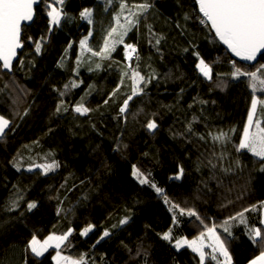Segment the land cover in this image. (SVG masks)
<instances>
[{
  "label": "trees",
  "instance_id": "16d2710c",
  "mask_svg": "<svg viewBox=\"0 0 264 264\" xmlns=\"http://www.w3.org/2000/svg\"><path fill=\"white\" fill-rule=\"evenodd\" d=\"M48 2L22 28L12 70L0 66V116L10 122L0 136V264H53L57 249L35 257L26 251L28 241L69 229L59 251L83 256L86 264H200L190 248L174 244L210 227L226 241L231 264L260 254L248 229H264V161L236 146L253 95L260 101L264 93H253L248 77L232 73L255 72L264 54L253 65L232 60L200 23L194 0H64L54 5L63 18L51 31ZM143 3L151 7L139 13L133 5ZM84 8L92 9L91 24L80 18ZM117 18L132 21L123 43L107 58L93 56ZM85 38L91 51L80 47ZM125 45L136 49L130 64ZM197 54L211 79L196 68ZM133 70L144 77L142 91L121 113ZM81 103L90 109L83 115L74 111ZM254 120L264 127V104H257ZM149 121L157 125L152 131ZM221 132L228 138L213 140ZM53 161L58 166L47 173L37 167ZM133 165L149 183L133 177ZM32 202L37 206L29 211ZM172 204L178 207L169 211ZM88 225L92 230L82 236ZM169 229L172 240L161 239ZM104 231L109 236L101 239Z\"/></svg>",
  "mask_w": 264,
  "mask_h": 264
},
{
  "label": "snow or ice",
  "instance_id": "6c2138e0",
  "mask_svg": "<svg viewBox=\"0 0 264 264\" xmlns=\"http://www.w3.org/2000/svg\"><path fill=\"white\" fill-rule=\"evenodd\" d=\"M41 2V0H0V65L3 69L9 71L12 70V62L16 57L17 49L22 47L21 42V31L23 27V22H30L34 20L35 16V7ZM64 0H50L47 3V17L48 24L50 26L49 30L51 31L52 26H59L63 17V12L61 8H58L54 5H62ZM194 4L198 6L200 14V23L201 24H210L211 30L215 32L216 37L219 41L227 46V49L231 53L239 57L244 61H253L257 57L258 52L264 50V0H194ZM121 9L125 8L124 4L120 5ZM139 13L147 11L151 7L148 3H143L139 5H133ZM92 9L84 8L80 12V18L87 20L88 23H92ZM136 15V13H132ZM185 19H188L185 16ZM132 24L131 20L126 19L125 24H120L119 19L117 18L118 27H113L107 34L104 40V46L100 49L99 52L92 51L93 56H101L107 58L108 55L115 49V45L118 43H123L124 36L130 30V25ZM91 35V33H89ZM118 37V39L116 38ZM159 43V40H157ZM80 47L82 50L91 51L87 46V38L80 41ZM41 44L36 43V52L39 53ZM130 50V52H129ZM136 49L132 45H125V56L131 59V53H135ZM199 59V56L197 54ZM99 67V65H97ZM196 68L200 73L206 78L211 79V68L208 64L205 63L203 59H199V63L196 64ZM248 77L249 87L252 89L253 93L259 89L264 93V65H260L255 72L252 71H241L240 68H236L232 73V78L237 79L239 77ZM133 87L132 95L124 101V105L120 108L121 113H125L128 101L132 99V96L136 95L139 91H142L138 87V84L144 80V77L140 73L133 70L132 72ZM67 87V85H66ZM72 87H77L73 82ZM108 101H105L107 103ZM264 104V100H257V97L253 95L252 98V107L248 113V123L245 125L243 130V135L239 140V144L236 146V150L239 152L241 150H247L254 157H259L260 160L264 161V127H261L260 121H254L253 115L256 111L257 104ZM57 111H60L59 106ZM76 113L81 115L90 111L82 103L77 104L74 108ZM9 121L3 116H0V136L5 134V129L9 127ZM255 124V130L253 125ZM157 125L149 121L147 123V128L149 131L154 130ZM216 141H224L227 139V134L221 132L217 136L212 137ZM58 165L53 161L51 164H45L42 167L45 173L52 171ZM19 170V169H18ZM180 173H183V169H180ZM132 175L134 178L138 179L141 184H147L149 181L143 176V174L133 165ZM176 179H180L178 174ZM151 187L156 189L158 194L162 193V190L158 188L155 184H151ZM165 203H169L168 198L165 196ZM15 202H13V207ZM37 205L32 202L28 204V210L31 211ZM178 206L172 204V207L169 211L176 209ZM255 210V208H253ZM187 211V214L190 216H195V211L188 209H180L181 214ZM247 211V209L245 210ZM241 220V223H246L244 220V214H238ZM199 219V217H197ZM234 219V218H233ZM121 225L127 223V218L121 219L119 222ZM173 223H176L175 215L173 216ZM228 224V221H225V225ZM261 224H264V220H261ZM93 225H88L83 229L81 235H87L91 231ZM69 232L60 236L49 235L43 241L39 240L36 235H33L32 238L28 241L26 246V251L30 250L35 257H41L48 251L49 248L57 249L56 254L52 256V260L55 264H86V261L83 256L79 259H74L71 256L61 255L59 251L60 246L67 239ZM225 232H229V228L225 226ZM249 238L253 240L254 243L259 244L262 247V250L258 256L249 261V264H264V229L253 227L248 229ZM109 236L108 231H104L101 239ZM207 236L211 241L210 244L205 245L204 237ZM161 239L165 241H171V229L168 232H165L161 235ZM99 243V241H97ZM187 246L194 253H197L200 257V264H205V252L203 249L207 246L212 249L211 258L217 261V253L224 257L225 264H231V257L226 248V241L221 240L220 236L216 234V231L213 227L207 228L206 232H202L199 237L191 241L187 239H177L174 246L179 250L183 246ZM139 254V252L137 253Z\"/></svg>",
  "mask_w": 264,
  "mask_h": 264
},
{
  "label": "rangeland",
  "instance_id": "374dc122",
  "mask_svg": "<svg viewBox=\"0 0 264 264\" xmlns=\"http://www.w3.org/2000/svg\"><path fill=\"white\" fill-rule=\"evenodd\" d=\"M63 18V17H62ZM129 52H130V50H129ZM252 107V106H251ZM250 110H251V108H250ZM255 116H256V111H255V113H254V115H253V120L255 119ZM255 121V120H254ZM248 123V117H247V120H246V124ZM252 130H255V124L253 125V129ZM259 158V157H258ZM261 220H264V208L262 209V216H261ZM262 225H264V224H262ZM69 232V231H68ZM67 232V233H68ZM90 232V231H89ZM88 232V233H89ZM87 233V234H88ZM57 235V236H60V235H58V234H56V233H41L39 236H41V237H38L37 236V238L39 239V240H41V241H43L47 236H49V235ZM66 234V233H65ZM197 238V237H196ZM196 238H193V239H196ZM180 239H187V238H180ZM193 239H187V240H189V241H191V240H193ZM204 243H205V245H208V244H210L211 243V241L208 239V237L207 236H205L204 237ZM183 247H187L186 245L185 246H183ZM50 249H55V248H49L48 249V251L50 250ZM47 251V252H48ZM203 251L205 252V260L207 259V258H210L212 261H213V263L215 264L217 261L216 260H213L212 258H211V253H212V249L210 248V247H205L204 249H203ZM47 252H45V254L47 253ZM44 254V255H45ZM196 254V256L198 257V259H199V263H200V257H199V255L197 254V253H195ZM217 255V257H218V260H219V264H225V261H224V257L223 256H221V255H219V253H217L216 254ZM52 262H53V264H55V262L52 260Z\"/></svg>",
  "mask_w": 264,
  "mask_h": 264
},
{
  "label": "water",
  "instance_id": "95a60500",
  "mask_svg": "<svg viewBox=\"0 0 264 264\" xmlns=\"http://www.w3.org/2000/svg\"><path fill=\"white\" fill-rule=\"evenodd\" d=\"M41 1H42V0H41ZM39 4H40V3H39ZM39 4H38V5H39ZM38 5H36V6H34V7L36 8ZM196 7H197V10H198V6H196ZM198 14H199V10H198ZM199 15H200V14H199ZM32 22H33V21H30V22H23V27H28V26H30V25L32 24ZM207 25L209 26V28H210V30H211V25H210V24H207ZM23 27H22V28H23ZM211 32L213 33V35L215 36V38L217 39V41L220 43V45L223 47V49L228 53V55H229V56L231 57V59L234 60V61H237V62L242 63V64H245V65H253L254 63H256V61L258 60V58H259L261 55L264 54V50H262V52H258V53H257V57H256V59L253 60V61H244V60H241L239 57L234 56V55L231 53V51H229V50L227 49V46L224 45V44H222V43L219 41V39L216 37L214 31L211 30ZM21 39H22V31H21ZM22 47H23V45H22ZM22 47L19 48V49H17V54H16V57L13 59L12 66H13V64L16 62V60L18 59V53L22 50ZM126 60H127L128 62L130 61L129 58H126ZM0 66H2V65H0ZM4 71H6V72H10V71L7 70V69H4ZM258 255H259V254H258ZM258 255H256V256H258ZM256 256H255V257H256ZM255 257H254V258H255ZM254 258H253V259H254ZM251 260H252V259H251ZM247 264H249V262H248Z\"/></svg>",
  "mask_w": 264,
  "mask_h": 264
},
{
  "label": "built area",
  "instance_id": "2783aa9c",
  "mask_svg": "<svg viewBox=\"0 0 264 264\" xmlns=\"http://www.w3.org/2000/svg\"><path fill=\"white\" fill-rule=\"evenodd\" d=\"M134 56H135V53H131V59H130V61L134 58ZM130 61L127 62V63L130 64Z\"/></svg>",
  "mask_w": 264,
  "mask_h": 264
}]
</instances>
